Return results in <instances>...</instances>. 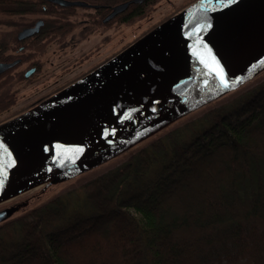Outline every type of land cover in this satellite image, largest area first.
Masks as SVG:
<instances>
[{"label": "trees", "instance_id": "16d2710c", "mask_svg": "<svg viewBox=\"0 0 264 264\" xmlns=\"http://www.w3.org/2000/svg\"><path fill=\"white\" fill-rule=\"evenodd\" d=\"M157 1L132 4L121 20L134 21ZM75 9L0 0V13L44 19L33 37L1 42L0 60L21 55L43 65L48 45L76 27L68 16ZM11 72L0 74V122L52 94L9 110L19 100L14 84L24 79ZM262 75L85 171L107 166L79 189L60 192L73 177L1 206L28 201L0 222V264H264V86L238 104L229 96Z\"/></svg>", "mask_w": 264, "mask_h": 264}, {"label": "water", "instance_id": "95a60500", "mask_svg": "<svg viewBox=\"0 0 264 264\" xmlns=\"http://www.w3.org/2000/svg\"><path fill=\"white\" fill-rule=\"evenodd\" d=\"M47 1L91 6L85 0ZM141 1L127 0L115 5L107 20L131 3ZM199 1L186 5L77 80L0 122L1 126L21 117L45 100L78 86L91 74L90 79L94 78L74 88L65 101L0 132V191L49 177L0 203L40 187L51 193L52 185V190L58 188L128 150L264 69V0H238L227 7L220 3L203 15L184 16ZM176 16V23L160 30ZM43 23L40 18L34 25L22 28L18 38L35 34ZM19 60L0 62V73ZM34 70L30 69L27 75ZM149 125L154 127L141 133ZM27 203L24 200L1 208L0 222Z\"/></svg>", "mask_w": 264, "mask_h": 264}, {"label": "rangeland", "instance_id": "374dc122", "mask_svg": "<svg viewBox=\"0 0 264 264\" xmlns=\"http://www.w3.org/2000/svg\"><path fill=\"white\" fill-rule=\"evenodd\" d=\"M189 1L191 0H158L156 7H154L149 13H147L144 17L141 19H137L135 21H132L130 23H116L113 27H109L105 30L101 29L98 33L94 34L92 37V41H81L82 44L90 43L86 46H80L79 50L85 49L87 46H94L93 51L90 48L88 52L84 51L83 54L85 55V58L89 57L91 54L95 53L96 56L98 54V61L103 59L104 57H107V55H110L114 52H117L125 45L129 44L130 42L136 40L139 36L143 35L145 32L150 30L152 26H154L156 23L161 21L166 15L172 12V9H180L184 7ZM174 9V10H175ZM76 11L78 12H88L90 10H85L82 7H77ZM167 11V12H166ZM165 13V14H163ZM164 15V16H163ZM41 14H4L0 13V43L15 36L17 37V31L18 28L22 24L32 22L37 17H40ZM77 21V20H76ZM78 25V22H77ZM76 25V26H77ZM25 27V26H24ZM79 36V30L76 34L75 39H77ZM82 51H80L81 53ZM65 52L60 49L55 43H50L45 51L41 55V60L43 61V72L41 74L34 75V80H40L44 83H52L55 81V79L60 76L62 73V69L59 67L61 65H77L80 64L83 60V58L80 57L79 51L74 50L70 54H64ZM93 56V55H92ZM94 63V62H93ZM90 64V63H89ZM92 64V62H91ZM58 68V69H57ZM73 75H66L64 77L57 78V81L61 84L64 82L71 80V77ZM22 84V88H24V91L20 92L21 99L18 100V103L15 105V107L24 106L25 104H28L34 98L39 97L40 95H44L47 93V88H43L44 85H41L40 87L34 86V82L31 84L25 86L24 83ZM262 86H264V75L261 76L258 80H255L252 83L246 85L242 89H238L234 94L229 95L231 98V102L240 103L247 99L248 97L252 96L254 93H256ZM37 87V88H36ZM36 88V89H35ZM35 89V90H33ZM228 96V97H229ZM227 97V98H228ZM226 99V98H225ZM18 105V106H17ZM4 116V114H0V117ZM107 167V166H105ZM104 166L95 170H92L90 172H83L77 176H75L74 179L69 181L65 187H62L60 192L62 195H65L67 193V190L70 188H76L79 189L81 185V181H85L95 175H97L100 171L106 169ZM54 185L51 186V191H56L58 188H54L52 190ZM15 199V197H13ZM12 200V198H11ZM10 202L7 200V202L0 203L1 206L7 204Z\"/></svg>", "mask_w": 264, "mask_h": 264}, {"label": "flooded vegetation", "instance_id": "af4514ba", "mask_svg": "<svg viewBox=\"0 0 264 264\" xmlns=\"http://www.w3.org/2000/svg\"><path fill=\"white\" fill-rule=\"evenodd\" d=\"M85 1H87L88 3H90L91 6H76V8L77 7H82L85 10H90L91 9V11L81 12L80 13V12L76 11V9H75V11L73 13L68 14V16L70 18L77 20L78 25L74 29H72L70 32L66 33L63 38H56L59 41H54L53 42L60 49H62L65 52L64 54H70L71 55L70 52H72L74 50H77V51H79L80 57L83 58V60H82V62L80 64L72 65V66H69V64L68 65H61L59 67L60 69H62V71H60V73H62V74L60 76H58L57 78H59V77L62 78L64 76H66V75H73L71 77V80H68V81L64 82L63 84L59 83L57 81V78L55 79L54 82L48 83V84L47 83H44L45 81L44 82H41L40 80H34V75H37V74L43 75L42 72H43L44 65L40 64V62H34V60H30V61H26L25 62V61H23V57L21 55H17V56H15V57H13L12 59H9V60H0V62H12V61H14L16 59H20L14 66H12V67L8 68L7 70H5V71H3V72L0 73V74L8 73V71L10 69H13L14 72H21V71L23 72L24 79L19 80L15 84H14V79L15 78L12 79V83L14 84V89H17V94H20L21 91H24L25 90L24 88L21 87L22 86L21 83H24L25 86H27L28 84L29 85L31 84V86H32V83L34 82L33 87L34 86H37V85L39 87L41 85H44L43 88L44 89L47 88V93H45L44 95H40L39 97L34 98V100H32L31 102H29L28 104H30V103H32L34 101H37L39 99H41L42 97H44L48 93H51L52 92V94H53L55 92L54 90H56L58 87H60V86H62L64 84H69L72 81H75L76 79L80 78L84 74L88 73L89 71H91L94 68H96L97 66H99V64H101L102 62H104L105 60H107L112 54H114V53H112L110 55H107V57H104L103 59H101V60L98 61V54L95 56L94 55L95 53H93V54H91L87 58H85V55L83 54L84 51L88 52V50L90 48H92L91 50L93 51V47L94 46H92V47L91 46H87L85 49H81V50H79V47L80 46H86V45L90 44V43H87V44H82L81 45V41L82 42L83 41H87V42L90 41L91 42L93 40L92 39L93 38L92 36L94 34L98 33L99 30H101V29L105 30V29H107L109 27H113L116 23H124L125 20H121L122 17L125 16L124 13L128 9H130L132 11V9H133V8H131L132 7V4H137V3H131L124 11L118 13L113 18H110V19L107 20V16L112 12L113 7L115 5H117V4H119V3H122V2L127 1V0H121V1L116 2V3H106L104 0H97L95 2L94 1H89V0H85ZM144 1H146V0H143V1L138 2V3H143ZM157 2L154 3L153 5H151L149 8H145L144 7V9H145L144 15L143 16H139V17H136L135 20L141 19L147 13H149L154 7H156ZM174 9L175 8H173L172 9V12L169 13L168 15H166L162 20H164L165 18L169 17L171 14H173L174 12H176L179 8L178 9H175V10ZM163 14H165V13H163ZM39 18H41V17H37L32 22V24H29V25L30 26L31 25H34L35 22ZM161 21H159V22H161ZM125 23H129V22H125ZM158 23H156L155 25H157ZM29 25H27V26H29ZM154 26H152L151 28H153ZM22 28H24V27H22ZM22 28L18 29V31H17V38H18V33H19V31ZM78 30H79V36H78L77 39H75L76 34L78 33ZM35 34H33L31 36H28V37H33ZM28 37H26V38H28ZM26 38H24V39H26ZM127 45H125V46H127ZM124 47H122V48H124ZM22 48H23V45H19L14 50V53L19 54V50L22 49ZM120 50H118V51H120ZM80 51H82V52L80 53ZM91 62H92V64H91ZM33 68L35 70L31 74L27 75V72L30 69H33ZM15 81H16V79H15ZM35 89H33V90H35ZM19 99H21L20 95H19ZM28 104H25L24 106H26ZM15 105H16V103H15ZM15 105L10 106L9 107V110H14L16 108ZM24 106L22 105V106H19V107L21 108V107H24Z\"/></svg>", "mask_w": 264, "mask_h": 264}, {"label": "bare ground", "instance_id": "6f19581e", "mask_svg": "<svg viewBox=\"0 0 264 264\" xmlns=\"http://www.w3.org/2000/svg\"><path fill=\"white\" fill-rule=\"evenodd\" d=\"M220 3H222L221 0H200L198 3H196L191 8H189L184 13V16L197 15L198 13H202L200 15H203L204 13L208 12L209 10H211L212 7H214L216 5H219ZM179 17H182V15L179 16ZM179 17L176 16V17L172 18L171 20L167 21L165 24H163V26L160 28V30L165 29L166 26H168L171 23H176L179 20ZM166 31L167 30H165V32ZM115 60H113L112 62H114ZM112 62H110L109 64H111ZM109 64H107L106 66H108ZM90 77H92V74L89 75L85 80L80 82L81 84H78V86L86 85L87 83H90L94 79V78L90 79ZM78 86H75L69 91H64L63 93H60V94H58V95H56L54 97H51L50 99L45 100L41 105H39L35 109L25 113L21 117H18L15 120H12L9 123L1 125L0 126V132L5 131V130L9 129L10 127L16 125L17 122H20L24 118L27 119V118H29V117H31L33 115H36V114L44 111L45 109L51 107L52 105H54L57 102L59 103L60 101L61 102L65 101L66 99H68V98H70L72 96V94H71L72 90L74 88L78 87ZM153 127H154L153 125H149L141 133H144V132L152 129ZM48 179H49V177H41V178H37V179L26 181V182H24L22 184H15V185L9 186V187L5 188L4 190L0 191V200L8 198V197H10L13 194L20 193V192H22V191H24L26 189L31 188V187L37 186L40 183H43L44 181H46Z\"/></svg>", "mask_w": 264, "mask_h": 264}, {"label": "snow or ice", "instance_id": "6c2138e0", "mask_svg": "<svg viewBox=\"0 0 264 264\" xmlns=\"http://www.w3.org/2000/svg\"><path fill=\"white\" fill-rule=\"evenodd\" d=\"M221 2L224 4L225 7H227L228 5L237 3L238 0H221ZM227 84V82H225ZM0 184H2V181H0Z\"/></svg>", "mask_w": 264, "mask_h": 264}]
</instances>
